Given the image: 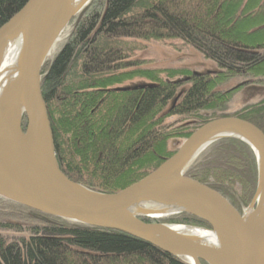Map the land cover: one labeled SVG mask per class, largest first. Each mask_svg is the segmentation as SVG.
Listing matches in <instances>:
<instances>
[{
    "label": "trees",
    "instance_id": "obj_1",
    "mask_svg": "<svg viewBox=\"0 0 264 264\" xmlns=\"http://www.w3.org/2000/svg\"><path fill=\"white\" fill-rule=\"evenodd\" d=\"M262 1L105 0L101 10L81 18L72 39L52 58L50 54L41 72L61 172L90 190L116 193L170 158L175 152L168 149L170 139H186L203 124L230 116L220 114L234 91L216 89L235 77L264 79ZM26 2L0 0V27ZM123 39L178 40L218 71L201 76L186 69L123 73L131 67L125 64L126 48L118 42ZM133 77L145 82L135 83L131 91H114L130 88L121 84ZM175 116L192 122L171 129L165 122ZM234 116L264 133V106ZM22 123L24 131L25 117ZM185 174L219 192L239 211L254 196L257 161L248 145L222 139L204 149ZM21 214L36 218L39 225L23 228L11 220ZM140 220L211 230L187 214ZM1 232L27 236L9 240ZM0 264L189 263L129 235L68 222L0 198Z\"/></svg>",
    "mask_w": 264,
    "mask_h": 264
},
{
    "label": "water",
    "instance_id": "obj_2",
    "mask_svg": "<svg viewBox=\"0 0 264 264\" xmlns=\"http://www.w3.org/2000/svg\"><path fill=\"white\" fill-rule=\"evenodd\" d=\"M71 1L27 0L0 27V53L14 38L21 41L16 88L6 106L0 107V198L68 222L129 235L189 264H264V133L247 121L226 116L203 124L157 169L116 193L90 190L61 172L41 72L62 29L92 0L72 11ZM196 75L200 74H192ZM222 139L241 141L255 154L257 184L248 211L262 212L257 224L247 222L248 211L240 214L219 192L185 174L204 149ZM147 201L168 202L175 214L208 224L218 238L219 252L195 244L173 230L176 225L144 223L140 218H157L129 214L133 206Z\"/></svg>",
    "mask_w": 264,
    "mask_h": 264
},
{
    "label": "rangeland",
    "instance_id": "obj_3",
    "mask_svg": "<svg viewBox=\"0 0 264 264\" xmlns=\"http://www.w3.org/2000/svg\"><path fill=\"white\" fill-rule=\"evenodd\" d=\"M104 3H105V0H92L90 4L88 5V7L91 5L90 8L87 7L88 9L86 8V10L80 11L73 18H71V20L68 22L65 28L62 29V32L57 38L56 43L53 46V49L51 51V58L54 53H56L70 39H72L75 28L78 25L79 21H81V18L85 17L86 15H90V13H92L96 9L101 10L102 4ZM262 3L264 4V1H262ZM118 42L122 43V47L126 48L125 57L127 59L125 60V64H131L130 65L131 67L124 69V71H121L123 73H126V71L134 72L136 70H147V69L151 71L186 69L192 72V74L193 73H205V72L213 73V72L218 71L216 69V66L213 65V63L205 60L204 58H202L201 55H199L196 51L190 49L189 47L181 45L182 43L178 40H162V41L156 42L154 40L141 41V40H133V39H125V40L123 39V40H118ZM160 78L165 80L164 75H162V77ZM242 81H243V77H235L227 81L226 83L220 85L216 89V91L222 92V93L227 92L229 89L236 86V84L241 83ZM141 82H145V81L137 79L136 77H133L130 80H126L125 82H123L121 86L130 85L134 83H141ZM188 86L189 85H186V87ZM179 96L180 94L178 95V97ZM243 99H244L243 93L237 92L233 94L230 98V102L228 103V105H225L226 109L220 115L232 116L234 114L243 112V109H245L244 107L245 101H243ZM22 121H21V129L23 125ZM191 122L192 120L190 119L184 120L183 118L181 119V117L175 116V117H170L166 119L165 125L171 126V129H176L182 126H186L190 124ZM182 141L183 140L180 138L170 139L168 142L169 151L174 152ZM250 203L248 206L243 207L241 210H239V213L244 215L250 208ZM26 214H29V213H26ZM19 216L14 215V217L11 220L19 222L23 226V228H29L31 227V225H39V221L36 218L35 220H33V218L30 217V215H27L29 219L24 218L25 217L24 215L20 217ZM166 224L204 228V227L197 226V225H182V224H177V223L170 224L168 222ZM1 234L6 236L7 239L9 240H11L12 237H18V235L20 237L27 236L25 232L22 234H18V235L11 233V232H8V233L1 232ZM202 263L206 264L205 262L201 261V264Z\"/></svg>",
    "mask_w": 264,
    "mask_h": 264
},
{
    "label": "bare ground",
    "instance_id": "obj_4",
    "mask_svg": "<svg viewBox=\"0 0 264 264\" xmlns=\"http://www.w3.org/2000/svg\"><path fill=\"white\" fill-rule=\"evenodd\" d=\"M83 2L84 0H72L69 4V10H75L78 6H81ZM20 49V39L14 38L5 46L3 52L0 53V107L2 108L6 106V103L11 99V95H13L16 88ZM2 111H4V109H2ZM3 117L6 119L5 114ZM175 212L176 208L174 205L168 202L147 201L144 202V204L141 203L140 205L133 206L129 214H148L151 218H167L175 214ZM261 213V211L260 213H255L251 210L248 211L246 214L247 222H251L252 225L257 224L258 221L261 220ZM189 227L190 226L176 225V227H173V230L180 234L188 235L190 240L197 245H201L214 252H219L220 245L216 234L205 228ZM167 246L170 247V245ZM191 262H193V260H191ZM193 263H195V261Z\"/></svg>",
    "mask_w": 264,
    "mask_h": 264
},
{
    "label": "flooded vegetation",
    "instance_id": "obj_5",
    "mask_svg": "<svg viewBox=\"0 0 264 264\" xmlns=\"http://www.w3.org/2000/svg\"><path fill=\"white\" fill-rule=\"evenodd\" d=\"M133 85L135 83L130 84V91L135 89ZM230 90L234 91L233 94L237 92L243 93L245 109L254 107L255 105L260 107L264 106V79L262 78H254V76L252 77L250 75L244 76L243 81L228 91Z\"/></svg>",
    "mask_w": 264,
    "mask_h": 264
}]
</instances>
